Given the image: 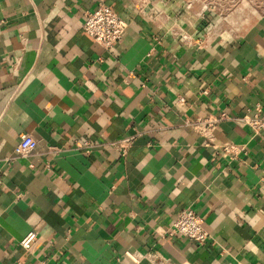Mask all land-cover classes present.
Here are the masks:
<instances>
[{
	"label": "crops",
	"instance_id": "0c3cea01",
	"mask_svg": "<svg viewBox=\"0 0 264 264\" xmlns=\"http://www.w3.org/2000/svg\"><path fill=\"white\" fill-rule=\"evenodd\" d=\"M100 4L129 23L112 52L83 30ZM258 105L264 0H0V264H264V130L222 122L232 159L184 125ZM134 130L126 158L82 148ZM188 209L203 244L171 229Z\"/></svg>",
	"mask_w": 264,
	"mask_h": 264
},
{
	"label": "built area",
	"instance_id": "2783aa9c",
	"mask_svg": "<svg viewBox=\"0 0 264 264\" xmlns=\"http://www.w3.org/2000/svg\"><path fill=\"white\" fill-rule=\"evenodd\" d=\"M126 8L135 11L139 14H146L150 11L151 5L154 0H125ZM129 27L126 19L122 18L112 8L107 5L100 4L94 11L89 12L85 16L83 30L106 52H112L125 38V34ZM206 93V92H204ZM262 107L258 105L255 113L246 115L243 118H233L228 113H220L208 118L199 119L196 121L186 120L184 125L191 128L194 132L204 136L208 142L206 146L215 144L214 147L220 149L221 153L235 159L240 153L244 151L243 147L236 144H216L217 140L214 137V130L226 120H234L241 125L250 128L254 134H259L264 130V115H261ZM143 135L138 130H134L131 135L123 137L118 140L93 145L89 141L83 142V150L86 153L91 152L96 147L111 149L117 152L122 158H126L135 145V142ZM30 147L29 136H21L20 155L24 154ZM51 152H59L58 148H50ZM172 231L181 237L197 242L199 244L205 243L209 238V233L204 227V220L194 210L188 209L179 214L171 224ZM36 234L30 232L20 242L21 247L25 249L31 248L32 244L36 241ZM41 264H50L47 260ZM180 264H191L189 261H184Z\"/></svg>",
	"mask_w": 264,
	"mask_h": 264
}]
</instances>
